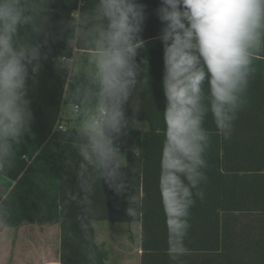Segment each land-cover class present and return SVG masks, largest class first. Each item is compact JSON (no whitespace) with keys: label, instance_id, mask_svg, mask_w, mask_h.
<instances>
[{"label":"trees","instance_id":"16d2710c","mask_svg":"<svg viewBox=\"0 0 264 264\" xmlns=\"http://www.w3.org/2000/svg\"><path fill=\"white\" fill-rule=\"evenodd\" d=\"M28 2L36 6L35 30L25 26L18 38L38 46L41 59L28 81L33 112L29 130L14 146L9 163L0 167L1 222L12 227L57 223L60 264H106L108 249L95 234L100 220L127 223L131 237V225L141 224L140 264H264V53L253 62L231 138L218 133L210 112L205 117L210 143L204 195H194L186 252L172 259L158 186L165 106L162 25L155 14L160 0H141L146 6L141 33L145 44L136 58L142 69L136 115L148 127H126L114 141L122 157L124 189L119 194L83 160L80 128L62 117L64 105L79 106L76 120H88L95 112V100L87 93L90 72L61 64L60 59L93 51L96 21H75L90 15L97 0ZM132 195L142 201L135 218L128 214Z\"/></svg>","mask_w":264,"mask_h":264},{"label":"clouds","instance_id":"9594fccd","mask_svg":"<svg viewBox=\"0 0 264 264\" xmlns=\"http://www.w3.org/2000/svg\"><path fill=\"white\" fill-rule=\"evenodd\" d=\"M155 14L162 25L165 99L158 186L170 255L176 259L186 252L194 195H204L210 143L205 117L210 112L218 133L231 138L253 62L264 53V0H160ZM145 19L141 0H97L90 15L75 21H96L87 89L95 112L81 125L78 150L117 194L124 183L114 141L128 125L125 104L142 70L136 58L145 44ZM35 20L36 6L28 0H0V167L9 163L33 119L28 81L30 71L39 70L41 52L18 36L25 26L35 30ZM129 204L128 214L135 218L142 201L132 195Z\"/></svg>","mask_w":264,"mask_h":264},{"label":"crops","instance_id":"0c3cea01","mask_svg":"<svg viewBox=\"0 0 264 264\" xmlns=\"http://www.w3.org/2000/svg\"><path fill=\"white\" fill-rule=\"evenodd\" d=\"M114 225L109 220L95 223L96 241L105 243L108 249L106 264H118L119 260L113 258L115 253H111L105 238L114 229ZM3 236L6 238L5 242ZM60 253L61 230L57 223L24 222L12 227L4 225L0 220V264H60ZM140 254L141 246L138 245L135 264H140ZM129 261L131 260L128 258L121 264H130Z\"/></svg>","mask_w":264,"mask_h":264},{"label":"rangeland","instance_id":"374dc122","mask_svg":"<svg viewBox=\"0 0 264 264\" xmlns=\"http://www.w3.org/2000/svg\"><path fill=\"white\" fill-rule=\"evenodd\" d=\"M77 50V48H75ZM91 52H75V58L72 61H68L71 67L77 68L79 70H86L91 72L92 65L90 63L91 59ZM138 81V77H137ZM139 107V81L137 85L133 88L132 94L129 97L128 102L125 104V113L128 118V125L127 127H140V128H147L148 123L147 121L139 120L137 118L136 112ZM77 114L74 112V107L72 105H64L62 107V117L64 119L70 120L69 124L71 127L81 128V125L86 120H76ZM115 224L114 229L110 230L108 234L105 236L107 239V246L112 254H114L113 258L118 260V264H121L126 259H130V264L136 263V257L138 253V245L141 246V224L136 222L132 228L133 235L132 237L127 231V223L125 222H118V223H111ZM4 242L6 238L3 236ZM140 242V244H139ZM123 255V256H122Z\"/></svg>","mask_w":264,"mask_h":264},{"label":"built area","instance_id":"2783aa9c","mask_svg":"<svg viewBox=\"0 0 264 264\" xmlns=\"http://www.w3.org/2000/svg\"><path fill=\"white\" fill-rule=\"evenodd\" d=\"M75 51H77L76 49H75ZM64 59H66L67 60V62L68 61H72L75 57H73V58H71V59H67V58H65V57H63ZM61 60V59H60ZM74 112L77 114L78 112H79V106L78 105H76V106H74ZM60 128L62 129V128H64V126L63 125H60ZM118 147H119V144H116ZM119 149H120V147H119Z\"/></svg>","mask_w":264,"mask_h":264}]
</instances>
